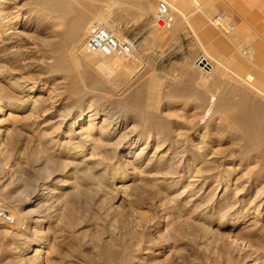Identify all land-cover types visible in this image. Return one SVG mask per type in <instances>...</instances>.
Here are the masks:
<instances>
[{
	"label": "rangeland",
	"instance_id": "1",
	"mask_svg": "<svg viewBox=\"0 0 264 264\" xmlns=\"http://www.w3.org/2000/svg\"><path fill=\"white\" fill-rule=\"evenodd\" d=\"M106 1H100L97 12L109 15L117 37L135 38L136 48L130 54L115 56L122 58L123 64L111 72L98 70L105 57L89 53L93 68L83 73L79 91L71 94L66 92L70 76L53 69L61 52L58 43L63 26L59 19L38 10L35 0L5 3L6 9L20 14V22L28 27L21 28L26 31L22 38L9 44L19 62L13 60L12 52L3 53L0 39V201L13 214L14 210L34 208L25 187L43 184L46 193L39 200L44 215L38 227L41 246L27 238L26 229L36 225L29 215L12 226L0 221V264H264V205L254 200L264 194H257L264 187V176L255 179L264 172L257 163L235 158L238 169L228 178L221 163L210 169L211 174L205 171L200 175H195L194 165L185 164L180 175L168 173L177 164L163 162L154 167L149 160L156 146V131L164 138L167 134L173 139L188 135L197 145L213 140L221 155L238 149L229 140L226 112L213 107L209 114L207 111L212 93L231 95L234 91L232 95L238 98L248 92L234 74L235 61L247 65L240 70L242 74L253 70L257 77L264 76V70L248 59L252 54L260 64L258 49L249 44L264 36L260 2L213 0L217 10L204 19L213 31L211 42L219 55L209 45L203 46L197 32L184 19L179 20L177 13L170 27L158 25L154 13L162 0H136L135 6H128L130 10H125V5L124 9L108 7ZM148 1L150 11L142 12ZM195 1L193 8L200 4ZM124 10L127 14L131 11V17ZM244 13L252 16L248 31L234 39L237 27L233 30L229 24L243 23ZM219 16L223 20L215 25L212 20ZM91 19L86 20L87 26ZM178 22L184 24L183 30L177 29ZM87 35L76 45L77 53L89 52L84 46ZM200 55L207 57L210 68L197 65ZM11 75L34 82L37 91L10 84L7 77ZM140 99L156 103L151 107L149 124L141 120V111L135 107ZM34 101L40 112L32 110ZM50 105L54 107L49 109ZM45 108L48 115H42ZM91 109L97 110L99 119L111 116L123 121L127 117L129 130L137 133L135 137L143 133V139L131 153L122 150L117 158L91 165L86 171V162L79 163L72 147L52 145L47 139L60 136L64 130L58 129L62 112L70 110L77 118ZM145 144L149 147L143 149ZM190 169L194 173L185 172ZM119 189L121 198L115 201Z\"/></svg>",
	"mask_w": 264,
	"mask_h": 264
},
{
	"label": "bare ground",
	"instance_id": "2",
	"mask_svg": "<svg viewBox=\"0 0 264 264\" xmlns=\"http://www.w3.org/2000/svg\"><path fill=\"white\" fill-rule=\"evenodd\" d=\"M6 1L7 0H0V39L3 42L1 50L6 55H8L12 52L13 60L15 62H19L20 59H19V57H17V55H16L17 53H13V50H11V48H10L11 45H9V44L10 43L11 44L16 43L20 38H22V36L26 33V31L24 32L21 28L28 27V24H24V23L20 22V20H19L20 14L19 15L17 13L13 14L14 12L12 13L6 9L7 8L6 4H5ZM100 1L101 0H35L36 8L38 10L47 11V12L51 13L52 15H54L56 18L59 19L60 24L63 26L62 38L60 37L61 38L60 42L59 43L57 42L58 46L62 50L61 49L59 50L61 52L59 53V55L56 58L55 64L53 65V69L63 71L70 76V78H71L70 82L71 83L69 84V86L66 89L67 93L71 94V93L78 92L79 91L78 86L83 81V73L85 71H90V69L93 68V61L91 60L92 56H91V54H89V53H93V52H90L86 48V45L84 43L85 48L89 52L88 53L86 52L83 54H80L79 52L77 53V51L75 50L76 45L82 41V39L85 35L89 34V32L91 31V29L94 26H103V27H106L107 29H109L111 32H113L111 25L109 24V15L107 13L97 12V10L100 8ZM162 1L169 5L173 15H175L177 13L179 18L187 19V16L185 15V12H184V10L182 8V4H181V1L183 2V0H162ZM135 2H136V0H107L106 4L108 5V7H111V6H121L122 7L123 5H125L126 6V7H124L125 10H130L128 8V6H133V5L135 6V4H134ZM190 3L191 2H188V3L186 2V4H188V5ZM194 3H196V1ZM150 4H151V1H148L147 5H146L148 7L143 8L144 11H142V12H149L150 8H151ZM115 9H116V7H115ZM198 9H199V7H198ZM125 10H124V13L127 15V17H128V15L130 16V12L133 11L131 9V11H129V14H127L128 11L126 12ZM151 10H153V9H151ZM110 11L111 10H109V12ZM201 12H202V10H201ZM133 13H134V11H133ZM89 18H92V19H91L89 25L87 26L86 20ZM207 18H208V16H207ZM220 20H223V17L219 16L212 21L215 25H219ZM230 25L234 26L233 23L229 24V26ZM13 46H16V45H13ZM54 51H55V49H54ZM259 51H261V50H259ZM94 54H96V53H93V56H94ZM97 55H99V54H97ZM115 56H118V55L103 56V57H105L104 59H107V60H104L100 64H98L99 69L98 68L97 69L100 71H104V72H111L115 68L122 65L123 64L122 58H114ZM2 58L5 60L7 59V57H2ZM252 58H253V55L248 54V59L250 60L251 64L253 66L258 67L259 69L264 70V64H262L264 62V52H260L257 54L256 58L260 64H258ZM23 62H24V60H23ZM196 63H197V65L202 66V67H206V68H210V66H211L205 55H200L197 58ZM234 63H235L234 64V68H235L234 74H236L237 78H239V80L241 82H243L244 85H242V84L241 85H242V87L243 86L246 87L248 92L243 94L242 96L238 95L239 96L238 98L235 97V95H232L234 91H232V93H231L232 96L228 93L224 94V93L220 92V94L217 95V93L211 92L212 95H210V98H209L210 108H208L207 114H209V111L211 110L212 107L215 111L222 110L223 112H226L227 119L226 118L225 119L227 120V125L231 129L230 134H229V140L235 146H237L238 149L231 150V152L229 154L227 153V155L226 154L221 155L222 150L218 151L217 149L214 148V146H213L214 141L213 140L203 141L202 144L197 145L196 143L191 142V139H189L188 135L182 136L183 135L182 134V135H179L178 137H175L174 139H173V137H171L172 138L171 139L170 138L171 135H169V134H167L166 136L164 135L165 136V138H164L160 132L156 131L155 132L156 135L154 136L155 137L154 139H156L155 140L156 146H155L153 152L150 154V158H149L152 166H154V167L158 166L159 164H161L163 162L164 163L165 162H169V163L171 162V163H173L175 165L177 164V165L174 166L175 169L173 171L170 170V171H168V173L173 172L176 174H180L181 169H183V168H180L181 166L184 167L185 164H191L192 166L194 165L196 167L195 168V173H196L195 175H198L200 172H205V171L206 172L209 171L208 173H210V171H212L210 169L215 168L214 166H217L218 164L220 165V163H221L222 173L225 174L228 178H230L231 176L234 175V172L237 171V169H238V167L234 166V162L236 160L235 158L240 157L241 159L247 161V163H252V162H254L255 164L257 163L259 165L258 166L259 170L264 172V76L260 75L257 77L253 73V70H248L246 72L244 71L245 74H242V72H240V70L247 69V65L242 63L241 61L240 62L235 61ZM7 78L10 81V84L17 85V86L21 87L22 90H24V91H28V92L37 91V89L35 88L36 84H33L34 82H32L28 79L22 80V79L17 78L14 75H11ZM24 78H25V76H24ZM244 87H243V89H244ZM246 88H245V90H246ZM225 90L223 92H225ZM230 90H231V88H230ZM53 97H56V95H54ZM134 104H135V107H137V109L139 108V110L141 111L139 114L141 120L144 121L146 124L147 123L149 124L153 118L152 117L153 114L151 113V107H153L154 105L156 106V103L154 104V101H152V100L144 103V101L140 99L139 102H136ZM51 107H54V106L50 105L49 109ZM33 109L37 112H40L39 111L40 109H39V107L35 101H34V105L32 107V110ZM43 112L44 113L42 115H48L49 110L45 108V110ZM61 116L62 117L59 118L60 121H59L58 129H61L62 127H64V130H62L60 136L50 138L47 140H49V142L51 144L53 143L52 145L60 144V143H66L69 145V147H72V149H74V151H75V152H73L75 154L74 156L80 157V159H78L79 163L86 162V167H87L86 171L90 170L91 165L92 166L93 165L99 166L100 164H102L107 159L111 160V159L117 158L118 152H121L122 150L128 149L129 150L128 153H131L135 144L138 141L143 139V133H139L138 137H135V135L137 133L135 134V131L134 130L132 131L131 128H130L131 130H129L127 117L126 118L123 117V121H120L119 119L117 120V117L111 118V116L99 119L100 115L98 114L97 110H95V109H93V110L91 109V112L88 114H85V115L83 113H81L79 115V117H77V118L71 114L70 110H66L65 112H62ZM44 119L46 121L47 117ZM224 124H226V123H224ZM46 125L47 124H44L43 126H46ZM228 126H227V128H228ZM36 127H37V125H36ZM38 127H39V125H38ZM222 127H224V126H222ZM225 129H226V127H225ZM224 132L225 133L227 132V134H228V131H224ZM61 135H64L63 137H65L66 139L63 140V137L61 138ZM200 135H202V134H200ZM44 136H46V134ZM115 137H117V138H115ZM147 137L152 138V134H148ZM114 138L116 140L112 143V140H114ZM151 141H153V140H151ZM182 142H183V146H181ZM148 145L149 144H145L143 149L146 147H149ZM72 149H70V150H72ZM142 152L143 151L141 150L140 153H142ZM225 152H223V153H225ZM87 153L89 154V156L86 157V155H88ZM220 159H222V161H224V162H222ZM74 161L75 160H73V162ZM203 167L204 168L206 167V168L201 170V168H203ZM188 170L185 172H189V173L193 172L194 173V170H191V169H190V171H188ZM80 173H82V172H80ZM189 173H188V175H189ZM192 175H194V174H192ZM205 175H207V174H205ZM262 176H264V175L258 174L255 177V179L257 180L259 177H262ZM255 182L257 183V181H255ZM74 184H75V182H74ZM251 187H253V186L251 185L250 188L249 187L248 188L251 190L252 189ZM24 190L30 196L29 197L31 199L30 202L33 204L34 208L32 207L31 209H28L26 211L23 210V212L22 211L19 212V211H15V210L12 211L13 215L15 217V224H18L21 217L24 218L25 215L26 216L29 215L30 221L34 222L36 225L33 228H31L32 227L31 226V227H28L26 229L27 238H28V240L38 242V243H35V245L41 246V244H42L41 239L42 238H39L40 232L38 230V227L43 223L44 220L41 219L40 217H42L44 215H43V213L41 214L40 209L42 208L41 207L42 204L39 202V200L40 199L42 200V198L44 197L46 192L44 191L43 184H41V185L36 184L33 188H31V186H27V187H25ZM119 191H120V189L117 192H115L116 196H114V198H113L115 201H118L121 198V196H118ZM224 191L225 192L227 191V187L224 189ZM259 193H264V187L263 188L261 187V189H259L257 191V194H259ZM261 195L260 194L257 195L258 197L255 195L256 197L254 199L257 201V204L259 206L264 205V194L262 196ZM5 199H8V197ZM70 217H71V215H70ZM64 219L66 220V218H64ZM77 222H78V220H77ZM71 224H69V225H71ZM205 230H204V234H206L205 232H207V230L206 231ZM40 258H41V256H40Z\"/></svg>",
	"mask_w": 264,
	"mask_h": 264
},
{
	"label": "built area",
	"instance_id": "3",
	"mask_svg": "<svg viewBox=\"0 0 264 264\" xmlns=\"http://www.w3.org/2000/svg\"><path fill=\"white\" fill-rule=\"evenodd\" d=\"M154 20L158 25L164 27H169L172 24L174 15L167 3L160 2L158 10L154 14ZM85 45L90 52L102 56L123 55L130 54L135 50L136 39L131 37L119 38L106 27L94 26L86 38ZM0 221L10 226L15 224L14 215L1 201Z\"/></svg>",
	"mask_w": 264,
	"mask_h": 264
},
{
	"label": "crops",
	"instance_id": "4",
	"mask_svg": "<svg viewBox=\"0 0 264 264\" xmlns=\"http://www.w3.org/2000/svg\"><path fill=\"white\" fill-rule=\"evenodd\" d=\"M185 1L187 3L188 2H191V3L188 5V4H186ZM193 1L194 0H183V2L181 1L182 8H183L184 12L187 13V15H189L188 16L189 17V20H186V19L183 20L181 18H178V19L179 20L181 19L183 21H186L188 23L189 27L191 29H194L193 31H196L197 32L196 34H197L198 37L201 38V42H202L203 46L204 45L205 46H208L209 45V48H212V50L213 51H216L217 54H218L220 51H218L216 49L215 45L211 42V38H212V35H213V31L211 30V28L207 27L206 21L204 19V18L208 19L207 16H208V14H210V12H211V14H213L217 10V5H216V3L213 0H196V1H199L200 2V4L198 5V7H199V9H198L197 6L193 8V6H194L193 5ZM258 1L260 2L259 4H261V6L263 8L262 10H263V13H264V0H258ZM211 6H212V9H211ZM201 10H202V12H201ZM203 12L204 13L206 12V13L204 14ZM256 12L257 11H255V14H257ZM220 14H223L225 18L228 17V15H227V13L225 11H220ZM250 18H252V16L247 15V13H244L243 14V20H244L243 23H241V24L238 25L235 22H232L234 24V29L233 30H235L236 27H237V29L235 30V32H233V38L234 39L237 38V37H239L240 35H242L246 31H248V29H247L248 23H249L248 20ZM184 27L185 26H184L183 23H181V22H178L177 23V29L178 30H183ZM220 43L222 44L223 42L220 41ZM249 44H250V46L252 45L256 49H258V51L260 49L261 51H259L258 53L264 52V48H262V46L264 45V36L261 38V40L256 41L255 44H253L251 42H249ZM219 55H220V53H219ZM262 64H264V62Z\"/></svg>",
	"mask_w": 264,
	"mask_h": 264
}]
</instances>
